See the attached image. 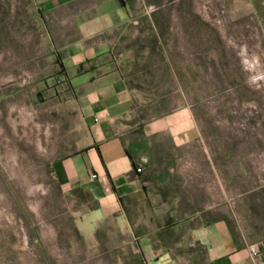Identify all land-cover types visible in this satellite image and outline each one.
<instances>
[{
	"label": "rangeland",
	"instance_id": "obj_1",
	"mask_svg": "<svg viewBox=\"0 0 264 264\" xmlns=\"http://www.w3.org/2000/svg\"><path fill=\"white\" fill-rule=\"evenodd\" d=\"M121 3L129 19L108 55L133 90L121 126L148 154L147 193L114 206L54 170L88 135L64 65L75 18L0 0V264H149L148 239L180 264H208L193 225L220 217L264 247V0ZM185 106L196 140L147 133Z\"/></svg>",
	"mask_w": 264,
	"mask_h": 264
},
{
	"label": "crops",
	"instance_id": "obj_2",
	"mask_svg": "<svg viewBox=\"0 0 264 264\" xmlns=\"http://www.w3.org/2000/svg\"><path fill=\"white\" fill-rule=\"evenodd\" d=\"M37 2L45 13L64 17L68 10L67 16L76 20L77 36L63 46L64 65L88 135L81 148L54 161L57 178L67 186L90 190L108 205L121 206L129 197H145L147 180L143 162L148 154L132 152V157L128 154L130 139L121 126L134 109L133 90L121 68L108 55L110 35L129 19V10L121 0ZM146 130L149 135L169 134L179 146L201 135L191 106L150 121ZM196 216L188 215L187 220ZM192 234L205 246L208 264H264V247L260 255L254 256L251 244L238 237L227 217L201 220L193 225ZM143 248L149 264H180V256L172 247L156 250L148 239Z\"/></svg>",
	"mask_w": 264,
	"mask_h": 264
},
{
	"label": "built area",
	"instance_id": "obj_3",
	"mask_svg": "<svg viewBox=\"0 0 264 264\" xmlns=\"http://www.w3.org/2000/svg\"><path fill=\"white\" fill-rule=\"evenodd\" d=\"M139 170H141V167L138 168ZM94 176H96V174H93ZM262 252V246L260 245V243H255L253 245H251V253L254 256H258L260 255Z\"/></svg>",
	"mask_w": 264,
	"mask_h": 264
},
{
	"label": "trees",
	"instance_id": "obj_4",
	"mask_svg": "<svg viewBox=\"0 0 264 264\" xmlns=\"http://www.w3.org/2000/svg\"><path fill=\"white\" fill-rule=\"evenodd\" d=\"M133 151L129 148L128 154L132 157L133 156Z\"/></svg>",
	"mask_w": 264,
	"mask_h": 264
}]
</instances>
